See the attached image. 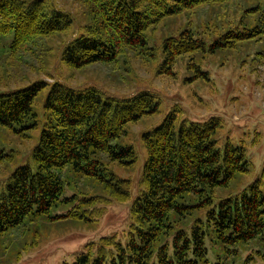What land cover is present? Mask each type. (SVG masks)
Masks as SVG:
<instances>
[{
  "label": "trees",
  "instance_id": "trees-1",
  "mask_svg": "<svg viewBox=\"0 0 264 264\" xmlns=\"http://www.w3.org/2000/svg\"><path fill=\"white\" fill-rule=\"evenodd\" d=\"M71 2L81 9L80 15L58 5V0H0V57L4 59L0 77H11L16 61L33 67L31 58H40L45 39L61 35L66 37L61 40L59 59L74 69L115 71L114 65L126 61L129 54L149 59L158 53V73L173 76L175 63L187 55L194 77H206L194 61L195 53L264 38V0ZM182 15L187 20L181 27L167 21ZM157 29L159 45L153 37ZM8 35L10 40L5 42ZM207 36L215 39L207 44ZM46 82L34 80L0 90V130L30 136L38 118L33 103ZM44 109L48 120L31 151V161L0 177L3 250L19 245L21 230L48 215L60 202L65 185L82 183L98 192L80 197L76 209L63 217L96 220L103 213V203L127 199L128 180L116 178L110 164L126 166L135 161L132 145L121 141L129 124L158 112V102L148 92L121 100L94 87L78 89L54 81ZM216 127L215 120H178L170 111L156 126L142 131L147 158L140 192L130 207L125 243L115 235L101 237L94 252H83L72 264H199L206 261V241L221 242L227 250L223 260L211 264H228L227 257L237 254L238 246L251 242L264 258L261 181L213 206L215 189L248 171L250 163L240 146L227 142L223 151L215 147ZM12 161L13 153L0 148V173ZM194 211H203V218L197 217L189 231L183 230Z\"/></svg>",
  "mask_w": 264,
  "mask_h": 264
},
{
  "label": "rangeland",
  "instance_id": "rangeland-1",
  "mask_svg": "<svg viewBox=\"0 0 264 264\" xmlns=\"http://www.w3.org/2000/svg\"><path fill=\"white\" fill-rule=\"evenodd\" d=\"M58 5L80 15L81 9L71 0H58ZM186 20L187 16L182 15L167 21L173 27H181ZM159 29L153 33L155 45L160 44ZM10 37L8 35L4 41L9 42ZM65 37L45 39L46 49L41 51L40 58H31L35 64L33 67L16 61L11 77H0V90L26 86L34 80L47 81L33 103L38 118L36 127L29 132L30 136L21 137L11 129L0 130V148L13 153V161L0 173V177L31 161V151L48 120L44 100L54 81L78 89L94 87L104 95L121 100L148 92L158 102V112L146 115L127 127V136L121 143L132 145L135 161L126 166L110 164L116 178L128 180L127 199L103 203V213L96 220L63 217L69 210L76 209L80 197L98 192L94 186L82 187V183L77 187L74 183L65 185L60 202L51 208L48 215L30 222L26 230H21L24 233L17 242L19 245L3 250L4 242H0V264H72L83 252L90 249L94 252L101 237L115 235L124 244L130 223V207L140 192V179L147 158L141 133L156 126L170 111L178 115V120H215L217 127L212 134L215 147L223 151L227 142L240 146L245 159L250 162L248 171L237 173L227 186L215 189L214 207L221 199L240 195L257 179L261 181L260 188L264 194V38L245 39L238 41L235 47L219 46L213 52L195 53L194 61L206 77H194V68L187 67V55L177 60L173 76L158 73L156 68L161 61L158 53L149 59L129 54L126 61L114 65L118 68L113 69L115 71L106 67L74 69L59 59L61 40ZM214 39L207 36L206 43ZM150 43H153V38ZM1 60L4 59L0 57ZM81 204L84 208L88 206L85 202ZM203 215V211H194L181 228L189 231L195 219L203 218ZM171 237L172 234L167 238L170 247ZM5 240L3 238L2 241ZM206 247V261L199 264L221 261L227 253L221 242L212 245L206 241ZM258 249L254 242L238 246V253L227 257V262L244 264L248 260L249 264H264Z\"/></svg>",
  "mask_w": 264,
  "mask_h": 264
}]
</instances>
